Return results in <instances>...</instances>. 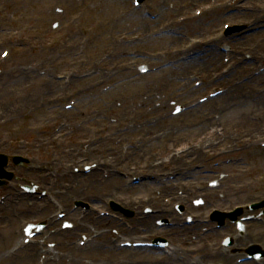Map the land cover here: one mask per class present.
I'll list each match as a JSON object with an SVG mask.
<instances>
[{"label":"rangeland","instance_id":"374dc122","mask_svg":"<svg viewBox=\"0 0 264 264\" xmlns=\"http://www.w3.org/2000/svg\"><path fill=\"white\" fill-rule=\"evenodd\" d=\"M197 10L202 14L196 15ZM224 24L229 28L234 25L242 28L229 34ZM219 36L225 37L224 42H216ZM240 36H244L242 41ZM69 45L73 51L68 50ZM225 46L230 57L224 62L228 63L223 62L225 54L221 51ZM3 50L8 55L5 59L0 57V153L23 155L29 162L17 169L8 168L16 171L15 177L3 186L8 190L3 189L1 195L28 184H35L41 190L47 189L49 182L55 183L57 188L64 186L69 176L64 173L63 165L68 161L69 151L76 150L80 155L95 147L94 154L112 161L121 160L122 165H119L122 169L117 170L119 175L111 177L117 191L108 190L111 188L104 174V181L101 179L93 187L79 190V197L67 195L69 191L62 194L59 191L64 189L62 187H49L57 193L67 213L62 206L49 204L45 198L23 197L19 206L26 208H19L24 211L17 213L18 219L9 222V215H4L0 221V257L21 243L25 223L56 219L58 211L65 217L51 230L60 231L64 219L88 230L38 237L35 250L19 249L3 264L157 263V251L123 248L119 243L148 241L163 232L133 230V217L126 218L123 212L112 210L111 202L130 211H137L134 201L150 206H141V211L146 207L159 211L164 203L167 216L171 217L174 212L171 220L182 224L187 216L197 222L204 220L212 208L209 202L217 198L216 207L221 210L264 198V148L261 146L264 130H259L264 128L261 127L264 104L259 106L258 103L264 100V71L260 72L264 69V0H144L140 7H133L131 0H0V53ZM96 58L102 64L101 69L96 67L97 71L93 70ZM215 58L220 63L219 69L208 76L200 64L214 62ZM142 65L149 71L141 73ZM224 69L229 72L228 79L221 78ZM256 72L260 73L254 75ZM103 73L108 75L103 77ZM65 76H69V83L65 82ZM233 86L243 88L244 93L250 94L254 89L258 92L252 99L241 97L242 93L232 90ZM146 89L148 91L143 92ZM215 90H223V94L191 107ZM140 97L149 100L142 103L143 100L138 101ZM72 103L74 109L65 108ZM140 104V115L141 108L143 115L146 114L142 115L143 124L147 123L150 129L148 136L141 134L143 128L132 127L126 134L116 130L125 124L124 115L113 124L116 140L126 142L123 150L118 145L120 140L111 143L112 149L109 145L102 148V141L109 136L113 138L110 125L103 123L107 120L105 114L117 109V114H124ZM179 105L186 110L176 113ZM228 108L231 110L226 111ZM169 118L174 121L171 122L173 128L166 123ZM212 120L218 129L221 126L219 132L225 129L229 136L222 134L219 141L203 145L197 159L195 152L186 154L183 171H176L182 175L190 169L189 181H181L177 186L182 189L181 184L187 183L184 194H190L191 198L172 203L164 193L157 191L160 195L157 200L148 201L152 199L154 188L164 186V180L175 174L167 157L171 159L176 149L195 145L200 137L209 133ZM137 137L145 139V146L139 145L135 151ZM98 144L100 147L96 149ZM152 161L166 166L157 164L161 171L152 172V167L157 166L148 164ZM217 162L223 164L216 166ZM94 165L97 162L83 158L80 163H70L69 172L78 177L82 170ZM198 166L202 168L192 171ZM206 170L209 173H205ZM146 171L150 172L148 176H144ZM90 173L93 172L85 175ZM139 176L158 183L153 180L147 183L143 179L141 184L129 185ZM173 182L176 184V179ZM78 187V184L73 186ZM180 191L178 194H182L183 190ZM202 198L207 201L204 205ZM74 200L87 202L92 208L87 211L89 214L81 212L82 206L72 211ZM99 212L110 214L104 217ZM86 215L94 221L112 219L117 224L102 222L97 226L98 237L81 246L79 240L96 231L81 223ZM247 230L245 232L244 228L241 235L242 247L257 242L264 249V226H248ZM237 234L236 225L230 223L225 230L207 238V249L198 248L199 241L178 246L180 254L183 248H193L187 252L191 256H183L193 257L192 260L184 264L235 263V259L242 257L243 252H237L241 247L232 244L224 248L222 238L228 236L235 243ZM257 235H262L260 241ZM174 243L178 242L174 240ZM207 252L214 254L206 258Z\"/></svg>","mask_w":264,"mask_h":264},{"label":"bare ground","instance_id":"6f19581e","mask_svg":"<svg viewBox=\"0 0 264 264\" xmlns=\"http://www.w3.org/2000/svg\"><path fill=\"white\" fill-rule=\"evenodd\" d=\"M255 26H257V25H254V27ZM221 39L222 38L217 37L216 38V42L220 43L221 42ZM240 41H242V40H240ZM75 48H77V47L75 46ZM68 50L69 51H73L72 45H69L68 46ZM102 54H103L102 56L105 57L104 53H102ZM96 60H97V64H95L94 65V68H93V70H95V71H97L98 69H101L102 68V64L100 63V59L96 58ZM200 65L202 66L201 67L202 71H204L207 74H211L216 69H219L220 63H218L217 58H215V61L214 62L205 61L204 63H202ZM97 66L99 67L98 69L96 68ZM103 74H104L103 77H106L108 75V73L107 74L103 73ZM64 79L66 80L65 81L66 83H69V76H65ZM167 83H165V84H167ZM57 86H60V84H57ZM232 90H237L236 92L242 93L241 97H249L251 99L258 92V90H255L254 89L253 92L250 93V94L249 93H244V89L243 88L241 89L238 86H233L232 87ZM146 91H148V90L146 89L143 92H146ZM263 93H264V91H263ZM146 94L149 96V92H147ZM146 99L149 100L148 98L140 97V98H138V101H142L143 100L142 101V103H143L144 100H146ZM258 103H259V106H260V105L264 104V100L261 99L260 101H258ZM138 104H139V102H138ZM135 107L136 108H132L133 109V113H131L132 112V109H131V111H128L127 113L121 114V112H120V113L117 114V110H118L117 109L115 111H112L109 114H107V113L105 114V120H106V118H107V120L104 121L103 123H106V124H109L110 125L109 128L112 131L111 133H113L112 134L113 138L111 136H109V138L106 141H102L101 140L102 141L101 143L103 144L102 145V148L105 149V148H107L106 145H109V149H112L111 148V143L113 144V142H116V141L120 140L121 143L118 144V145H121V148L123 150V147H124V145H125L126 142H124L122 139L116 140L117 139V135L113 132V130H114L113 124L117 123L119 121V118H123L124 115H125V117H124L125 120H123V122H125V124H123L121 128H117L116 130H118V131L121 130V133L122 134H126L125 132H127L128 130H131L130 128H132V127L135 130L140 129V128H143L144 130L142 129L143 132H141V134L145 138H146V136H148V134L150 132V129L146 127V125H147L146 122H145L146 124H143V121L144 120L142 118L143 116L146 115V114L143 115V113H145L144 112V109L141 108V114L143 115L142 116V115H140V111L138 110L141 107V104L140 105H137ZM256 108H257V106H256ZM227 110L230 111L231 109L228 108V109H226V111ZM114 115H116V117ZM119 115H121V117H119ZM117 117H118V119H117ZM110 118H113L112 122H110ZM169 119L166 120V123L169 124L168 125L169 127H172L173 128V125L171 124V122H174V121L172 119H170V120ZM211 119H214L215 120L216 118H213L212 117ZM228 119H227L228 124H231ZM214 120H212L210 122L211 129L209 130V133H206L202 137H200L199 140H198L199 142L197 141V143H195V145H194V143H192L189 147H184V148L176 149L175 152L171 153V159L167 157L168 162L167 161H165V162L170 163V165H173L172 169H173V171H175V173H176V171L178 173H181L183 171V167H184L183 166V163L186 162L184 156L186 154L195 152L194 153L195 154V158L197 159V157H198V155L200 153L199 150H200V148L203 145L210 146V142L219 141L222 134H225V135H228L229 136V134L227 132H225L226 131L225 129H223V131H220V132L218 131V130L221 129V126L219 125L220 128L218 129L217 126H216V124H215V122H214ZM263 126H264V124L261 127H263ZM164 128H166L164 130H167L168 129L167 127H164ZM123 129H124V131H122ZM260 129L264 130V128H259V130ZM172 131H174V129H172ZM212 133H214L215 135H212ZM175 135H176V132L172 135V137H174ZM141 138L142 137H137L136 141L134 142V149L133 150H135L137 148V146H139V145H144L145 142H143V141L145 139L142 140ZM99 147H100V145L97 146L96 149L99 148ZM94 148L95 147L89 148V149H92V150L89 151V152H87V153L80 154V155H79V152H77L76 150L69 151L68 161H65L64 162V165H63L65 167L63 169L64 173H67V177L69 176L63 182V183H65L64 184V189H60L61 188L60 186H58V188H57L56 185H55V183H52V182H49L50 185H48V186L49 187H53L54 186L53 189H60L59 191H61L62 194H65L67 191H69L70 193L67 192L68 193L67 195L70 194L73 197L76 194V197H79V192H80L79 190L82 191L86 186L93 187V184L96 185L98 181H101V179L104 181L105 180V178L103 176V174H104V175H107L106 181L109 180V182L107 183V186H109L111 189H108V190L117 191L116 189H114L115 187H114V184L112 182V178L111 177H115V176H118L119 175V173H118L117 170H120L119 168L122 169V167H120V166H122L121 165V160L120 161H116L113 158L114 161H112V160H110V158H107V157L105 158L101 154H97L96 155V154H94V151H93ZM161 149L162 148H160V150ZM241 149H244V148H241ZM244 150H246V149H244ZM135 151H138V149H136ZM83 158H85L87 160H89V159L90 160H94V162H97V165H95L94 168L91 170V172H93V173L87 174L88 176H86L85 175L86 173L81 172V173H79L80 176L77 177V174L76 173H70L69 172V165H70V163H72V164L80 163V161ZM117 160H119V159H117ZM187 160L190 161L192 159H187ZM126 161H128V159ZM150 163H153V164H156V165L158 164V165L166 166L162 162L159 163L157 161H154V162L152 161V162H149L148 164L150 165ZM149 165H148V167H150ZM158 165L155 166V167H152V172H156V171H159L160 170V168L158 167ZM152 172H151V174H152ZM133 174L134 173H132V175ZM144 174H145L144 176H148L150 174V172H147L146 171ZM76 178H78L79 180L76 179ZM147 183H150V182L148 181ZM77 184L79 185V187L78 188H73V186L74 185H77ZM111 184L113 185V189H112ZM187 186H188L187 183L181 184V187H182V189H181L173 181L172 182L171 181L170 182H166V183H164V186H159V187H155L154 188V193L152 194V199H148V201H152V202L154 200L156 201L157 198L160 196V195H157L156 192L159 191V192L164 193L166 198L171 199V202L172 203L175 202V201H177V202H185L186 199L189 200L191 198V196H189L190 194L189 195L188 194L187 195L184 194L185 193L184 192V188L187 187ZM49 187L47 188V190L51 189ZM44 190H46V189H44ZM180 190H183L182 191V194H178V193L181 192ZM231 190H233V189H231ZM231 190L228 192V194L230 192H232ZM234 192H235V194L237 193V191H234ZM103 193L104 192H102L101 194H103ZM55 194L57 195V193H55ZM15 197L19 198L17 195L14 196V195L9 194V196H7L3 200V203H1L2 205H0V211H3L4 210L6 213H8V215H9V217L11 219H13L14 217L16 219H18L17 218V215L15 213V210H13V209H16L19 213L22 212V211H24V210L19 209L22 206H19V205H15L14 206V204L16 203L14 201L15 200ZM97 198H98V196H97ZM94 199L95 198L92 196V200H94ZM51 200H52V198H51ZM217 200H218V198L217 199H214L213 201H210V202L208 201V202L211 203V204H214V203L217 202ZM158 202H159V199H158ZM205 202H207V201L205 200ZM223 202L226 203L227 201L223 200ZM134 203H135V207H137L138 210L135 211V217L133 219V224H134L133 230H135V229H139V230H147V229H150V228H152V224H151L152 221L157 220V219H159V218H161L163 216H166L167 217V215H168V212H167L168 210L165 209V208H167V206L164 203H163V205L160 206V209L161 210H159V213H157L156 215H152V214L145 215L142 211L139 210V208L141 206H149V205H144V203L140 204L141 202H139V201H134ZM91 205H92V203H91ZM22 208H26V207H22ZM86 213L89 214V212H85L84 214H86ZM158 214H160V215H158ZM20 216H21V214H20ZM89 216L88 215L84 216L83 219H82V222L86 223L88 225V227L91 226L95 230L97 229V226H99L100 224H102V222H105L107 224H113L114 226H116V224H117V222L114 221V220H112V219L105 220V221L103 220L102 221L101 219L98 218L97 221H94L92 219V217L89 218ZM117 219L119 220V218H117ZM53 222H54V220H53ZM53 222H51V223H53ZM118 225H122V224L119 223ZM204 228H205V226H203L200 223L196 222V223L191 224V226H186V227H174V228L163 227V231L166 232L165 235H164L165 237H167L168 235H173L175 237V238H173V241L172 242H174V240L177 241L178 243H181V242H184V241H188L186 243V245H190V244H192L193 242H196V241H199V243L201 241L203 243L205 242L204 241L205 239H203V238H207L208 237V234L204 233ZM84 229H85V227H82L81 228L82 231ZM85 230L87 231L88 229L86 228ZM90 230L91 229H89V231ZM100 230L101 229L99 228V231ZM102 231H104V230H102ZM84 233H86V232H84ZM261 237H262V235H257V239L259 241L261 240ZM240 239H242V238H238L237 240H240ZM262 243L264 244V241H262ZM34 247H35V245L30 246V248H33V249H34ZM191 249H193V248H191ZM191 249L190 248H185L186 251H182L181 250V252L182 253H187L188 250L190 251ZM6 253H7V251L5 252V254ZM6 255H9V254H6ZM4 256H2V257H4ZM220 256H222V254ZM227 256H229V255H227ZM229 257H231V256H229ZM173 261L174 262H179V264H180V262H182V261H188V260L186 258L182 257V256H178V255L175 256V254H174ZM243 264H249V263H243Z\"/></svg>","mask_w":264,"mask_h":264}]
</instances>
